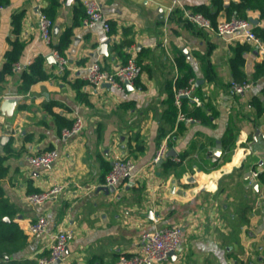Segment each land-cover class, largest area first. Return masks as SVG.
<instances>
[{
    "label": "crops",
    "instance_id": "1",
    "mask_svg": "<svg viewBox=\"0 0 264 264\" xmlns=\"http://www.w3.org/2000/svg\"><path fill=\"white\" fill-rule=\"evenodd\" d=\"M97 1L105 22L113 26L111 35L99 24L85 25L82 0H59L50 44L41 40L37 28L47 0H9L0 11V70L16 39L11 17L23 13L17 38L25 47L17 62L23 70L42 56L49 76L24 94L17 92L22 70L7 75L0 85V107L5 96L18 100L10 115L0 110V142L8 136L4 144L11 140L16 153L6 160L7 175L0 184L6 199L19 209L16 221L25 234L30 222L47 220L46 234L27 239L17 258L38 264L48 256L49 234L66 227L75 237L62 264L76 259L83 264H116L119 256L137 250L142 233L178 224L175 257L157 264H264V111L255 118L251 106L257 98L264 109V70L257 69L264 55L245 38H221L184 17V11L212 8L213 0ZM238 1L220 0L216 22L228 19L225 9ZM175 10L183 13L181 19ZM247 17L253 26H264L257 12ZM69 28L70 43L61 55L69 68L59 73L47 56ZM128 40L132 43L123 51L135 55L141 72L132 89L87 85L88 67L98 63L109 71L122 63L113 46ZM236 44L250 47L241 70L250 86L231 95L226 87L232 81L229 60ZM179 65L192 72L193 87L202 85L204 101L197 98L211 102L215 117L210 126L199 121L185 124L169 149L178 118L164 136H159L158 125L167 100L165 86L170 82L174 87ZM76 81H85L81 91L87 103L77 99ZM75 116L84 120V129L61 138L59 125ZM164 140L166 153L173 150L176 155L165 153L154 164ZM218 144L221 151L214 160ZM48 150L59 154L51 170L31 168L25 161L28 155ZM122 158L132 160V171L115 188L106 187V168ZM166 159L174 166L161 175L159 166ZM54 185H62L63 191L44 204L25 202L26 195Z\"/></svg>",
    "mask_w": 264,
    "mask_h": 264
},
{
    "label": "built area",
    "instance_id": "2",
    "mask_svg": "<svg viewBox=\"0 0 264 264\" xmlns=\"http://www.w3.org/2000/svg\"><path fill=\"white\" fill-rule=\"evenodd\" d=\"M176 0H174L175 2ZM85 13L83 19L85 25L93 27L97 24L101 25L104 32L108 33L109 24L105 22L101 5L97 0H82ZM3 7L0 6V11ZM184 17L194 26L207 31H213L217 36L225 39L242 37L252 42L260 55H264V46L252 31V24L247 19L230 17L218 20L213 26L211 21L201 15L184 11ZM38 32L40 38L46 44H50L53 29V21L45 14H39ZM53 62L59 73H64L69 68V62L61 56L55 49L51 50ZM31 63V62H30ZM29 63V64H30ZM27 64V65H29ZM22 64L15 62L12 65V72L22 70ZM140 67L135 61V55H131L126 64H115L109 71L103 70L98 63H92L85 75L86 84L99 88L108 84L109 87L123 90L126 84L132 85L140 75ZM250 86L249 82H234L229 84V93L231 95H240ZM193 81H190V87L186 90H179L174 94V104L179 110L180 97H189L193 91ZM18 97V96H17ZM12 98L5 96L2 99ZM196 106L201 105V101L197 97H192ZM178 121L185 124L192 122L191 119L184 117L180 111L177 115ZM84 129V120L80 116H75L70 127L61 129L60 136L68 139L79 135ZM166 153V140L160 145L153 163L156 164ZM59 154L57 150H48L39 154L28 155L25 157L27 164L34 169L51 170L57 162ZM133 169L131 159L122 158L113 161L111 169L105 175L104 185L108 188H115L121 179L130 174ZM253 177H257V173H253ZM63 191L62 185H54L47 190L31 193L25 196V202L32 206H39L47 202L52 197ZM47 220L45 217H38L35 221L30 222L26 229L27 239H40L46 234ZM181 227L178 224L169 227L154 230L152 232H144L139 237L137 250L128 256H119L116 264H157L166 262L170 252H175L180 241ZM75 232L71 228H62L52 232L48 236L47 249L48 256L41 257L37 260L38 264H62L66 261V250L68 244L74 239ZM70 264H83L81 260L76 259Z\"/></svg>",
    "mask_w": 264,
    "mask_h": 264
},
{
    "label": "trees",
    "instance_id": "3",
    "mask_svg": "<svg viewBox=\"0 0 264 264\" xmlns=\"http://www.w3.org/2000/svg\"><path fill=\"white\" fill-rule=\"evenodd\" d=\"M49 5L47 8L41 10L42 14H45L51 20L55 15V9L59 6V0H47ZM212 8H199L194 11V13H200L204 17L208 18L212 25L216 24V18L221 10L220 0L212 1ZM9 4V0H0V6L5 7ZM216 7V8H214ZM82 10V19L85 17L84 9ZM227 17H237L242 19H247L248 12H257L258 20L264 22V0H239L238 2L231 3L226 9ZM173 14H178V18L181 19L183 13L175 10ZM23 18V13L13 14L11 17L12 34L16 36V39L10 42V49L5 53V63L0 70V85L5 82V77L12 74V65L17 62L20 55L25 47L23 42H20L17 38L21 22ZM75 21V25H76ZM113 26L109 24L108 34L111 35ZM252 31L255 36L261 41L264 46V26L252 25ZM72 35V29H66L57 45L52 46L60 55H63L64 50L70 43V37ZM132 41L128 40L113 46V51H116L121 59V64H126L130 55L123 51L124 47L129 46ZM250 47L246 44H236L232 48V57L229 60V68L231 72L232 81L243 82L245 77L242 70L244 64V54L248 52ZM179 61V60H178ZM45 59L42 56H37L28 66H26L20 75V82L17 88L19 94L26 93L29 88L40 81L47 79L49 76L44 70ZM137 63V62H136ZM138 65V63H137ZM209 69V68H208ZM259 71L264 70V64L257 66ZM179 77L177 78L174 87L168 82L165 86V91L167 92V100L165 102V109L161 116V120L158 125L159 136H164L170 131L176 120L178 112L193 121H199L203 125H212V118L215 117V110L210 101L203 102L200 106H196L192 100V97H198L200 100L204 101V93L202 92V85H197L193 88V91L189 97H180V108L179 110L174 104V94L179 90H186L190 87V81L193 77L192 72L188 67L184 70L180 69L178 66ZM262 72V71H261ZM211 80V78H209ZM136 80L133 82V84ZM85 81H76L73 85L76 91V97L79 101L87 103V96L81 91ZM229 84L226 87L228 90ZM251 106L255 109V118H258L264 111L261 104V100L253 98L251 100ZM71 122H66L59 125V129L63 127H70ZM185 131V123L183 121H178L176 132L174 133L171 140L167 142V148L172 147L173 139L180 136ZM16 155L15 150L11 147V140L0 148V182L7 175V167L5 165L6 160ZM185 155H180V159H183ZM174 164L166 159L159 166V171L161 175H165L167 171L173 167ZM111 169V166L106 168V174ZM264 180V175H261ZM19 209L11 204L5 197L4 190L0 184V264H36L34 261L26 260L22 258H17L19 254L27 245V236L20 228L18 222L16 221ZM7 219V220H6Z\"/></svg>",
    "mask_w": 264,
    "mask_h": 264
},
{
    "label": "water",
    "instance_id": "4",
    "mask_svg": "<svg viewBox=\"0 0 264 264\" xmlns=\"http://www.w3.org/2000/svg\"><path fill=\"white\" fill-rule=\"evenodd\" d=\"M250 22L252 24H255V22L252 21V20ZM47 59L53 62V58H52V55L51 54L47 56ZM105 86L109 88V85L108 84H105ZM126 86H127L128 90H131L132 89V86L131 85L126 84ZM17 102H18V100L16 98H6V99H4L1 102V107H0L1 113L3 115H10L12 113V110H13L14 106L17 104ZM8 139H9L8 136H2L0 143L1 144H4ZM220 151H221L220 150V146L218 144L217 151L215 152L214 157H213L214 160L219 157ZM169 155L175 156L176 154L173 152V150H170L168 153H166V156H169ZM161 161H162V159H160L158 162L160 163ZM168 256L170 258L175 257L174 256V252H170L168 254ZM56 263H58V262H56Z\"/></svg>",
    "mask_w": 264,
    "mask_h": 264
}]
</instances>
